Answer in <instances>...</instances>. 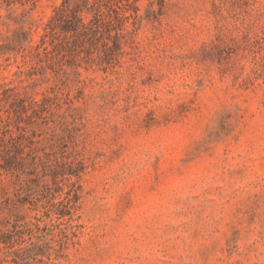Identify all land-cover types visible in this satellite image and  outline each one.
<instances>
[{
  "label": "rangeland",
  "instance_id": "obj_1",
  "mask_svg": "<svg viewBox=\"0 0 264 264\" xmlns=\"http://www.w3.org/2000/svg\"><path fill=\"white\" fill-rule=\"evenodd\" d=\"M0 264H264V0H0Z\"/></svg>",
  "mask_w": 264,
  "mask_h": 264
},
{
  "label": "trees",
  "instance_id": "obj_2",
  "mask_svg": "<svg viewBox=\"0 0 264 264\" xmlns=\"http://www.w3.org/2000/svg\"><path fill=\"white\" fill-rule=\"evenodd\" d=\"M70 9V7H68L65 3L63 5H61L60 7L57 8L56 10V14H58V16L62 17L65 13H67V10ZM83 25L85 26V24L83 23ZM54 28H52L53 30Z\"/></svg>",
  "mask_w": 264,
  "mask_h": 264
}]
</instances>
